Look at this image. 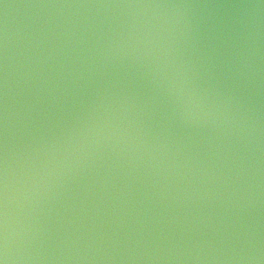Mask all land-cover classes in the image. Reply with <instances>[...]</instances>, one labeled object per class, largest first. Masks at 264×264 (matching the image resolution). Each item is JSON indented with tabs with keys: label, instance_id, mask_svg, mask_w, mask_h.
Returning a JSON list of instances; mask_svg holds the SVG:
<instances>
[{
	"label": "clouds",
	"instance_id": "9594fccd",
	"mask_svg": "<svg viewBox=\"0 0 264 264\" xmlns=\"http://www.w3.org/2000/svg\"><path fill=\"white\" fill-rule=\"evenodd\" d=\"M0 264H264V0H0Z\"/></svg>",
	"mask_w": 264,
	"mask_h": 264
}]
</instances>
